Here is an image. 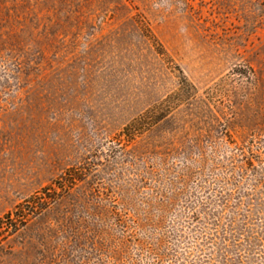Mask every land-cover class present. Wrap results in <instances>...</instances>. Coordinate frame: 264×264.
<instances>
[{
	"label": "rangeland",
	"instance_id": "rangeland-1",
	"mask_svg": "<svg viewBox=\"0 0 264 264\" xmlns=\"http://www.w3.org/2000/svg\"><path fill=\"white\" fill-rule=\"evenodd\" d=\"M0 264H264V0H0Z\"/></svg>",
	"mask_w": 264,
	"mask_h": 264
},
{
	"label": "trees",
	"instance_id": "trees-1",
	"mask_svg": "<svg viewBox=\"0 0 264 264\" xmlns=\"http://www.w3.org/2000/svg\"><path fill=\"white\" fill-rule=\"evenodd\" d=\"M11 217H12V215H9V217H8V218H9V220L11 219Z\"/></svg>",
	"mask_w": 264,
	"mask_h": 264
}]
</instances>
